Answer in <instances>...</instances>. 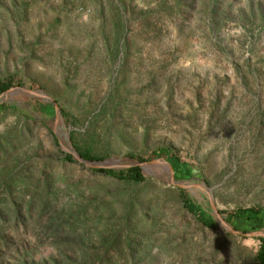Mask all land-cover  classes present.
<instances>
[{"label":"rangeland","instance_id":"1","mask_svg":"<svg viewBox=\"0 0 264 264\" xmlns=\"http://www.w3.org/2000/svg\"><path fill=\"white\" fill-rule=\"evenodd\" d=\"M0 82V264H257L264 0H0Z\"/></svg>","mask_w":264,"mask_h":264},{"label":"trees","instance_id":"2","mask_svg":"<svg viewBox=\"0 0 264 264\" xmlns=\"http://www.w3.org/2000/svg\"><path fill=\"white\" fill-rule=\"evenodd\" d=\"M10 83L0 82V94L6 92L10 88ZM6 109L5 105L0 104V116L2 112ZM83 158H87L86 155H81ZM155 158L165 157L172 169L174 170L175 179L185 180L190 179L194 176L193 169L190 166H187L185 163H182L177 157H175L173 151L167 148H161L155 151ZM68 162L72 161V157H67ZM141 163H144L143 158H138ZM98 172L105 174L106 176H113L118 179L131 180L134 182H141L145 180V176L139 166H133L128 168L125 171L119 173L114 172L111 169L100 168L97 169ZM184 206L190 214H192L199 222H201L206 227H209L212 222V217L209 215L201 206L195 205L190 199H184ZM260 214H264V211L261 209H245L240 210L235 213L236 216L246 218L248 220L257 219ZM261 245L258 251L256 258L257 264H264V238H261Z\"/></svg>","mask_w":264,"mask_h":264},{"label":"water","instance_id":"3","mask_svg":"<svg viewBox=\"0 0 264 264\" xmlns=\"http://www.w3.org/2000/svg\"><path fill=\"white\" fill-rule=\"evenodd\" d=\"M19 90H21V91H23V92H25V93H27V94L33 95V96H42V95H38V94H36V93H34V92H31V91H29V90H27V89H19ZM9 92H10V91L5 92V95H7ZM42 97H44V96H42ZM48 100L51 101L50 99H48ZM51 102H52V101H51ZM54 106H55V108H56V110H57V109H58V108H57V105L54 104ZM58 117H59V114H58V112H57V118H58ZM77 159L80 160L81 162L85 163L86 165L91 166V167L98 168V169L103 168L102 165H97V164H92V163H89V162H85V161L81 160L79 157H78ZM153 162H154V163H155V162H156V163H160V162H162V163H166L167 166H168L169 169H170L171 174H172V175H171V180H172V182L174 183V180H175V179H174V170L172 169L171 165H170L168 162H166L165 160H162V159H156V160H154ZM178 186H179V187H183V185H178ZM221 222H222L223 224H225L224 221L221 220ZM232 232L235 233V234H239V232H237V231H235V230H233ZM243 235H244V234H243ZM245 236H247V237H260V238H264V233L246 234Z\"/></svg>","mask_w":264,"mask_h":264}]
</instances>
